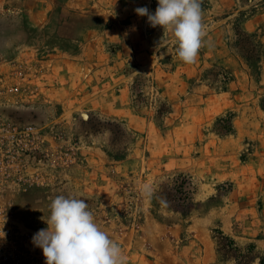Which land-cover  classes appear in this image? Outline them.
Segmentation results:
<instances>
[{
	"label": "rangeland",
	"instance_id": "obj_1",
	"mask_svg": "<svg viewBox=\"0 0 264 264\" xmlns=\"http://www.w3.org/2000/svg\"><path fill=\"white\" fill-rule=\"evenodd\" d=\"M200 2L206 34L185 63L134 11L158 0H0V114L33 129L27 177L0 205L31 243L71 194L125 264L261 263L264 0Z\"/></svg>",
	"mask_w": 264,
	"mask_h": 264
},
{
	"label": "clouds",
	"instance_id": "obj_2",
	"mask_svg": "<svg viewBox=\"0 0 264 264\" xmlns=\"http://www.w3.org/2000/svg\"><path fill=\"white\" fill-rule=\"evenodd\" d=\"M134 11L147 16L152 27L160 26L170 34L182 62L195 61L206 34L200 0H158L154 12L146 6ZM141 191L147 195L151 189L144 185ZM49 209L47 227L32 237V243L43 251L45 264H125L121 247L98 227L83 199L71 194L57 195ZM3 224L0 239L5 237Z\"/></svg>",
	"mask_w": 264,
	"mask_h": 264
},
{
	"label": "built area",
	"instance_id": "obj_3",
	"mask_svg": "<svg viewBox=\"0 0 264 264\" xmlns=\"http://www.w3.org/2000/svg\"><path fill=\"white\" fill-rule=\"evenodd\" d=\"M33 129L22 127L0 114V195L17 178L27 177L29 139ZM11 210L0 205V226L5 237L0 239V264H38L39 249L14 223Z\"/></svg>",
	"mask_w": 264,
	"mask_h": 264
},
{
	"label": "trees",
	"instance_id": "obj_4",
	"mask_svg": "<svg viewBox=\"0 0 264 264\" xmlns=\"http://www.w3.org/2000/svg\"><path fill=\"white\" fill-rule=\"evenodd\" d=\"M236 34L238 36L237 37L238 39L241 36H243V37L246 36L248 39H250V37H252V34H249V33L245 32L244 30H242L240 28L237 29V33ZM252 43H253L254 46L255 45L257 46V44H255L254 41H252ZM262 54H263V45H259V58L261 57ZM244 56H245V58L247 60H250V57L249 56H247V55H244ZM263 106H264V103H263ZM231 117H232V113H229L227 115V117H220V118H218V120H217V127L216 128H217V130L220 133H230L233 130V125H232ZM179 175H183V174L181 173ZM186 181H188V187L192 186L191 185V181H189V180H186ZM184 186H186V185L184 184ZM186 192L187 193H186V196L183 198V201L188 203L189 202V199H190V196H189L190 189L189 190L186 189ZM260 264H264V257L261 258V263Z\"/></svg>",
	"mask_w": 264,
	"mask_h": 264
},
{
	"label": "bare ground",
	"instance_id": "obj_5",
	"mask_svg": "<svg viewBox=\"0 0 264 264\" xmlns=\"http://www.w3.org/2000/svg\"><path fill=\"white\" fill-rule=\"evenodd\" d=\"M82 117H83V118H90V115H89L88 112H83V113H82Z\"/></svg>",
	"mask_w": 264,
	"mask_h": 264
}]
</instances>
